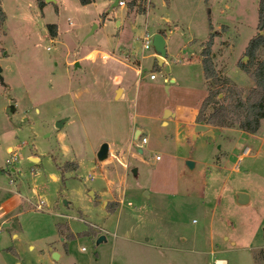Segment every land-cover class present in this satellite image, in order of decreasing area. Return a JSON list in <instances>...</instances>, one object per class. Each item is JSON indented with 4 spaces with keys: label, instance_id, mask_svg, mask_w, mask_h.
I'll use <instances>...</instances> for the list:
<instances>
[{
    "label": "rangeland",
    "instance_id": "rangeland-1",
    "mask_svg": "<svg viewBox=\"0 0 264 264\" xmlns=\"http://www.w3.org/2000/svg\"><path fill=\"white\" fill-rule=\"evenodd\" d=\"M114 1L1 0L0 264H264V119L255 133L187 127L211 34L224 92L255 86L259 0ZM158 28L168 52L155 68L141 48Z\"/></svg>",
    "mask_w": 264,
    "mask_h": 264
},
{
    "label": "trees",
    "instance_id": "trees-1",
    "mask_svg": "<svg viewBox=\"0 0 264 264\" xmlns=\"http://www.w3.org/2000/svg\"><path fill=\"white\" fill-rule=\"evenodd\" d=\"M45 0H41L43 6ZM82 5L90 4L96 0H79ZM141 8L139 12H144L147 0H140ZM136 1L130 3V7L135 6ZM7 15L2 8L0 0V34L6 22ZM210 24V28H212ZM52 37L57 36V24L51 23L47 25ZM259 31L264 30V0L258 1V25ZM164 34V31H160ZM214 35H210L207 40L206 47L202 50L203 56L202 68L206 80H209L208 92L202 101L196 123L210 124L218 127H238L247 132L255 133L259 130L264 119V33L253 35L248 43L246 53L249 56V64L252 65L250 75L255 86L248 90L244 97V90L239 87H229L227 92H224V86L228 83V79L218 76V70L214 61L211 58V48L214 45ZM155 68H160L158 62ZM220 83V84H219ZM71 165V164H70ZM70 168H63L62 176ZM65 177V176H64ZM63 177V178H64ZM112 210V209H110ZM61 223L59 222L58 228ZM70 237H72L70 235Z\"/></svg>",
    "mask_w": 264,
    "mask_h": 264
},
{
    "label": "water",
    "instance_id": "water-1",
    "mask_svg": "<svg viewBox=\"0 0 264 264\" xmlns=\"http://www.w3.org/2000/svg\"><path fill=\"white\" fill-rule=\"evenodd\" d=\"M46 2H54L55 0H45ZM119 3V0H115L112 4V7L113 6H117ZM264 33L263 31L260 32V34ZM152 46L153 48L155 49V52H156V58L157 60L160 62V64L163 63L165 57H166V39H165V36L164 34L160 33V32H156L154 35H153V38H152ZM75 66H78V62L75 63ZM120 91V90H119ZM119 93V92H118ZM171 111L167 110L165 116L168 115V113H170ZM172 113V112H171ZM173 114V113H172ZM63 124V120H61L60 122L57 123V126H62ZM194 130L195 132H204L206 133V135H210V136H213L214 135V132L208 128V125L206 124H199L197 123L195 126H194ZM140 130L138 129L135 133V136L136 138L138 137V135L140 134ZM109 144L107 142H104L101 144L98 152H97V158L99 161H103L105 159L108 158V155H109ZM142 151V150H140ZM187 164L192 167L193 166V161L192 160H187ZM135 173H136V168H134L133 170ZM237 197H238V201L240 203H245L247 201V193L241 191V192H238L237 194ZM104 236H101L99 237L98 239V243L101 242L102 240H104ZM53 257L55 259H58L59 257V254L56 252V251H53Z\"/></svg>",
    "mask_w": 264,
    "mask_h": 264
},
{
    "label": "crops",
    "instance_id": "crops-1",
    "mask_svg": "<svg viewBox=\"0 0 264 264\" xmlns=\"http://www.w3.org/2000/svg\"><path fill=\"white\" fill-rule=\"evenodd\" d=\"M106 18H108V15H107ZM170 23H171V22H167V24H170ZM160 31H163V30H160V29L158 28L156 32H160ZM170 31H171V30H170ZM156 32H155V33H156ZM155 33H154V34H155ZM164 36H165V38H166V34H165V32H164ZM166 51H167V39H166ZM167 52H168V51H167ZM139 54H141V51L138 52V55H139ZM166 54H167V53H166ZM157 61H158V60H157ZM166 61H167V59H166V57H165L163 63L166 62ZM158 63H159L160 66L163 64V63L160 64L159 61H158ZM201 66H202V63H201ZM202 69H203V68H202ZM140 70H141V69H139V72H140ZM203 73H204V72H203ZM115 78H118V75H116ZM198 110H199V109H194V110H193V115H192V117H191L190 119L187 120V127H189L190 124H191L190 126H192V129L189 130V131H190V134H191L193 137H197V136H198V134H197L198 132H195V131H194V126L197 124V123H196V116H197V114H198ZM180 111H181V109L176 110V111H174V112L171 111L173 114L170 112V113H168V115H169V116H174V117L177 118V116H178V114H179ZM168 115H167V116H168ZM188 129H189V128H188ZM137 130H138V129H136V131H137ZM139 130H140V129H139ZM136 131H135V133H136ZM140 132H142V131L140 130ZM213 132H214V131H213ZM203 133H204V132H203ZM140 134H141V133H140ZM8 147H11V146H8ZM8 147H7V149H8ZM7 149H6V151H7ZM249 150H250V149H249L248 147H247V148L245 147V149H243V151H242V155H241L240 157L247 155V154L249 153ZM29 158L32 159V158H34V157L29 156ZM236 169H237V167H236ZM249 201H250V195L247 194V201L245 202V204L248 203ZM218 260L222 261V264H224V262H223L224 260H221V259H218Z\"/></svg>",
    "mask_w": 264,
    "mask_h": 264
},
{
    "label": "built area",
    "instance_id": "built-area-1",
    "mask_svg": "<svg viewBox=\"0 0 264 264\" xmlns=\"http://www.w3.org/2000/svg\"><path fill=\"white\" fill-rule=\"evenodd\" d=\"M118 5L124 6L125 5V1L124 0H119ZM152 38H153V36L148 34V33H146L144 35L143 44H142L141 50L142 49H149L152 46V43H151V39ZM107 56H108L107 54H103V58L107 57ZM140 72H141V70H140ZM155 77H156V75H155L154 72L150 73V78L154 79ZM141 142L142 143H146L147 142V137H145V136L142 137ZM7 153L11 154V159L10 160L8 159V161L15 162L18 159V152L13 147H10ZM156 158L158 159L159 156H156ZM37 206H38V208H42L40 204H38ZM82 249L84 250V248H82Z\"/></svg>",
    "mask_w": 264,
    "mask_h": 264
}]
</instances>
